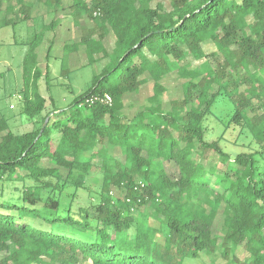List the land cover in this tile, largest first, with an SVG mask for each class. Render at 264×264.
I'll use <instances>...</instances> for the list:
<instances>
[{
    "label": "trees",
    "instance_id": "trees-1",
    "mask_svg": "<svg viewBox=\"0 0 264 264\" xmlns=\"http://www.w3.org/2000/svg\"><path fill=\"white\" fill-rule=\"evenodd\" d=\"M7 1L19 12L4 20L8 25L33 19L35 2L55 10L62 0ZM153 1L72 0L74 23L85 16L95 23L65 49L84 46L87 64L107 59L92 86L67 109L52 98L35 129L16 133L0 117V264H185L203 257L204 264L218 257L264 264V0H172L169 10ZM57 24L55 18L35 30L24 56L23 112L31 118L47 107L33 92L37 80L50 77L51 45L44 74L37 48ZM207 43L216 49L207 52ZM189 55L204 60L201 71L181 64ZM174 70L186 79L183 97L166 110L162 80ZM145 73L153 81L149 104L126 119L122 99L148 81ZM106 94L112 104L86 101ZM219 96L233 102L231 121L251 134L257 150L232 156L219 139L206 140L202 123ZM209 150L227 164L224 172L206 165ZM94 172L101 175L96 203L74 204ZM17 180L23 184L6 196L4 185Z\"/></svg>",
    "mask_w": 264,
    "mask_h": 264
},
{
    "label": "rangeland",
    "instance_id": "rangeland-1",
    "mask_svg": "<svg viewBox=\"0 0 264 264\" xmlns=\"http://www.w3.org/2000/svg\"><path fill=\"white\" fill-rule=\"evenodd\" d=\"M72 0H62L60 8H49L43 2H35L39 5V9L32 12L41 13L44 15L42 19L32 21H19L15 24H4V20L9 17L18 15V6H9L12 4L4 0L0 8V117H4L10 128L16 133H22L35 129L40 126L42 117L52 108L51 99L55 100V105L60 109H67L74 99L80 94L87 91L94 82V77L101 71L102 66L107 61L98 60L93 64H87L88 59L85 47L82 50L70 53L65 49V44L78 41L82 34V28L91 26L95 23L92 19L85 16L79 23H74L71 15L69 5ZM90 2L91 0H87ZM158 1L164 2L165 8H171L172 0H154L152 5H156ZM59 10V11H58ZM62 18L63 24L55 27L53 30L48 31V37L45 33L44 39L40 44L41 51V69L43 74L46 71V53L48 46L51 45V52L49 58L50 77L49 81L44 77L37 80V87L33 92L38 93L47 99V107L38 116L31 118L23 112V60L28 44L34 36L35 30H38L43 23H49L53 19ZM115 36L111 32L104 40V44L108 50L114 46ZM207 52H212L216 48L214 44L207 43L204 45ZM100 56L101 54H96ZM101 59V58H99ZM204 60H195L191 55L184 59L181 64L189 63L192 69L202 70L201 64ZM213 62V61H212ZM142 77H146L148 81L143 84L139 91L126 93L122 99L123 109L121 111L126 119H131L141 108L149 104L148 97L153 92V81L148 73ZM186 81L179 75V72L174 70L163 78L162 83L166 86L167 90L162 96L163 108L168 110L171 107L173 99H180L183 97V83ZM258 103V102H257ZM233 102L226 96H219L211 108V112L206 115L203 126L205 127V138L208 141L220 140L223 148L230 152L232 156L237 152L247 150H257L259 147L256 145L251 134L241 129L240 126L231 121L234 112ZM249 114H252L249 111ZM111 152H113L111 150ZM121 159H123L120 151H114ZM206 158L204 161L207 166L211 164L216 165L218 172H224L227 164L219 160L218 155L212 151L205 152ZM198 156H200L198 154ZM201 157V156H200ZM44 163L49 164L47 160ZM167 170L171 174L176 173V168L172 164L166 165ZM63 174L67 170L60 168ZM101 175L99 172H94L93 177L89 178L86 182L87 188L76 190L77 198L76 203L81 206H89V200L96 203L97 190L100 188ZM29 183V182H28ZM23 184L22 181L5 184L6 196H9L14 186ZM67 191L72 192L73 189L69 188ZM92 194V195H91ZM111 194L123 196L117 189L112 188ZM94 206L91 207L92 211ZM132 212L135 216L144 217V209L134 207ZM148 221L159 226V223L153 218H148ZM223 216L221 212L213 224V233L217 234L221 229ZM80 231V230H79ZM158 238L163 241L164 235L158 234ZM240 257H245L243 249L237 250ZM208 261L206 257L201 259H189L185 264H204ZM216 264H229L226 259L218 257ZM233 264V263H232Z\"/></svg>",
    "mask_w": 264,
    "mask_h": 264
},
{
    "label": "crops",
    "instance_id": "crops-1",
    "mask_svg": "<svg viewBox=\"0 0 264 264\" xmlns=\"http://www.w3.org/2000/svg\"><path fill=\"white\" fill-rule=\"evenodd\" d=\"M39 9V5H37V4H34V9H33V11H35L36 12V10H38ZM59 11V10H58ZM33 13L32 14V16H33V19H31V20H29V21H32V20H39V18L40 19H42L43 17H44V15H42L41 13ZM42 17V18H41ZM8 18H10L9 16H8ZM56 18L58 19V24H59V26L60 25H62L63 24V22H64V20L62 19V18H58V16H56ZM48 31L46 32V35H47V37H48ZM41 46V45H40ZM40 46L37 48V55H38V62H39V66L41 65V49H40ZM49 47V46H48ZM27 50H28V48H27ZM27 50H26V53H27ZM25 53V54H26ZM25 56V55H24ZM41 67V66H40Z\"/></svg>",
    "mask_w": 264,
    "mask_h": 264
},
{
    "label": "built area",
    "instance_id": "built-area-1",
    "mask_svg": "<svg viewBox=\"0 0 264 264\" xmlns=\"http://www.w3.org/2000/svg\"><path fill=\"white\" fill-rule=\"evenodd\" d=\"M95 100H102L104 101L105 103H108V104H112V97L109 95V94H106L105 96L103 97H99V96H90L86 99L87 102H94ZM129 201V199H128Z\"/></svg>",
    "mask_w": 264,
    "mask_h": 264
},
{
    "label": "water",
    "instance_id": "water-1",
    "mask_svg": "<svg viewBox=\"0 0 264 264\" xmlns=\"http://www.w3.org/2000/svg\"><path fill=\"white\" fill-rule=\"evenodd\" d=\"M47 122H48V118L46 119V121H45V124H44V125H46V124H47Z\"/></svg>",
    "mask_w": 264,
    "mask_h": 264
}]
</instances>
